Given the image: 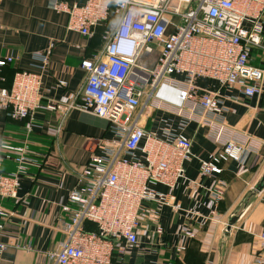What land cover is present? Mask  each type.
I'll return each mask as SVG.
<instances>
[{
	"label": "built area",
	"instance_id": "obj_1",
	"mask_svg": "<svg viewBox=\"0 0 264 264\" xmlns=\"http://www.w3.org/2000/svg\"><path fill=\"white\" fill-rule=\"evenodd\" d=\"M49 7L67 16V31L83 38L98 26L106 29L102 50L80 63L86 77L75 100L45 109L58 113L61 123L70 110L91 115L105 121L111 135L77 173L54 227L62 241L48 254L49 264H122L139 243L147 206L180 210L173 192L184 163L194 159L185 135L189 125L207 129L218 147L209 161H199L202 177L219 175L221 163L258 156L261 143L226 122L220 91H237L245 99L264 95V0H51ZM253 51L261 52L262 66L252 65ZM36 59L39 72L18 71L9 89L0 87L9 118L23 123L26 136L19 145L0 144L15 165L0 174V232L15 215L2 202L17 199L22 177L37 164L28 138L35 113L44 108L47 57ZM13 62L0 57V68ZM198 80L214 81L220 91L199 87ZM149 123L157 130L148 129ZM223 195L218 188L212 199L218 203ZM86 222L98 233L86 232ZM257 237L254 263L264 264V232ZM185 238L194 239V232ZM6 248L0 241V255Z\"/></svg>",
	"mask_w": 264,
	"mask_h": 264
},
{
	"label": "crops",
	"instance_id": "obj_2",
	"mask_svg": "<svg viewBox=\"0 0 264 264\" xmlns=\"http://www.w3.org/2000/svg\"><path fill=\"white\" fill-rule=\"evenodd\" d=\"M50 2L0 0V57H11L12 69L29 73L39 72L41 61L36 58L47 57L40 90L44 108L35 113L28 138L37 164L22 177L17 199L2 202L15 215L0 232V241L7 245L0 264H49L48 254L62 241L54 227L63 217L61 207L76 185L77 173L97 152L99 141L111 137L101 119L70 110L61 123L58 113L45 109L48 104L68 105L75 100L86 77L81 61L103 48L98 34L83 38L67 31V16L50 9ZM251 55L252 65L262 66L261 52ZM12 80L10 72L0 70V87L7 89ZM197 85L220 91L211 80H198ZM220 92L226 122L261 143L258 156L221 163L219 175L202 177L199 161H209L218 147L207 129L189 125L185 135L191 140L194 159L184 163V176L173 192L180 210L155 211L147 206L138 230L139 243L121 258L122 264H255L260 252L257 236L264 232V190L247 200L231 231L225 229L230 215L264 172V95L245 99L237 91ZM8 117L0 100V144H22L26 138L23 123ZM147 128L157 130L158 125L149 123ZM4 156L0 151V174L15 169ZM218 188H223L224 195L215 203L212 193ZM189 231L194 232V239L185 238ZM180 247L184 251L179 252Z\"/></svg>",
	"mask_w": 264,
	"mask_h": 264
},
{
	"label": "water",
	"instance_id": "obj_3",
	"mask_svg": "<svg viewBox=\"0 0 264 264\" xmlns=\"http://www.w3.org/2000/svg\"><path fill=\"white\" fill-rule=\"evenodd\" d=\"M262 190H264V172L262 174V176L260 177L258 183L254 186L253 190L250 191L245 198L243 199L242 203H240V205H238V207L233 211V213L230 215L229 219H228V225L225 229L226 233H229L231 231L232 226H234L238 220L241 218V214L240 213L238 215V212L240 209L243 208L242 212L244 213L245 209H246V203L247 200L252 197L255 194H258L259 192H261Z\"/></svg>",
	"mask_w": 264,
	"mask_h": 264
},
{
	"label": "trees",
	"instance_id": "obj_4",
	"mask_svg": "<svg viewBox=\"0 0 264 264\" xmlns=\"http://www.w3.org/2000/svg\"><path fill=\"white\" fill-rule=\"evenodd\" d=\"M79 3H82V2L79 1ZM113 20H114V18L111 16L108 22L111 23ZM105 29H106L105 26H98V27H96V28L94 29V31H93V35H92V36H95L96 34H98L99 37H100V39H101V35H102V33L104 32ZM0 70H1V71H3V70H7L8 72H10V73H11V76H12V79H13L15 73L18 72V70H14V69L11 68V64H7V65L1 67ZM5 88H6V87H5ZM9 88H10V87H8L7 89H9ZM8 118H9V117H8ZM84 230H85L86 232H95V233H98V230H97L96 226H95L94 224L90 223V222H86V223L84 224ZM118 258H119V257L117 256V253H116V251H115V252L113 253V257H112V259H113L114 262H116V261H118Z\"/></svg>",
	"mask_w": 264,
	"mask_h": 264
}]
</instances>
